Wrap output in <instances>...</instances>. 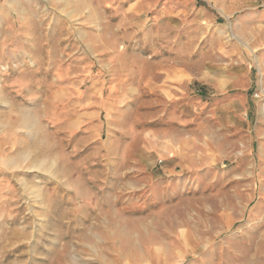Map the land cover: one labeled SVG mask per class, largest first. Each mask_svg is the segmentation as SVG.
Returning a JSON list of instances; mask_svg holds the SVG:
<instances>
[{"label":"rangeland","instance_id":"obj_1","mask_svg":"<svg viewBox=\"0 0 264 264\" xmlns=\"http://www.w3.org/2000/svg\"><path fill=\"white\" fill-rule=\"evenodd\" d=\"M238 2L0 0V264H264V0Z\"/></svg>","mask_w":264,"mask_h":264},{"label":"crops","instance_id":"obj_2","mask_svg":"<svg viewBox=\"0 0 264 264\" xmlns=\"http://www.w3.org/2000/svg\"><path fill=\"white\" fill-rule=\"evenodd\" d=\"M212 3H214V5H216L219 8H223L224 12L225 10H227V8L230 6L233 9L237 8V5L239 2L238 0H211ZM231 2V3H230ZM262 240H264V234L263 237L261 238ZM256 244V243H255ZM264 245V244H262Z\"/></svg>","mask_w":264,"mask_h":264},{"label":"bare ground","instance_id":"obj_3","mask_svg":"<svg viewBox=\"0 0 264 264\" xmlns=\"http://www.w3.org/2000/svg\"><path fill=\"white\" fill-rule=\"evenodd\" d=\"M17 10H19V12H21V11H22V10H21V8H20V6H18Z\"/></svg>","mask_w":264,"mask_h":264}]
</instances>
